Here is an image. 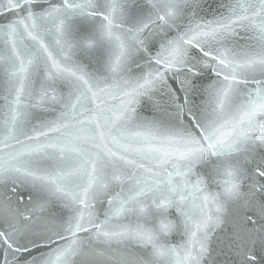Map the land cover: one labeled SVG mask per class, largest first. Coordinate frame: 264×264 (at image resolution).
Here are the masks:
<instances>
[{"label":"snow or ice","instance_id":"1","mask_svg":"<svg viewBox=\"0 0 264 264\" xmlns=\"http://www.w3.org/2000/svg\"><path fill=\"white\" fill-rule=\"evenodd\" d=\"M0 264H264V0H0Z\"/></svg>","mask_w":264,"mask_h":264}]
</instances>
